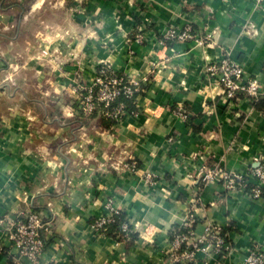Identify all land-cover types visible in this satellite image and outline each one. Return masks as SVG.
<instances>
[{"label": "crops", "instance_id": "1", "mask_svg": "<svg viewBox=\"0 0 264 264\" xmlns=\"http://www.w3.org/2000/svg\"><path fill=\"white\" fill-rule=\"evenodd\" d=\"M17 1L25 7L0 0V215L36 209L51 222L38 264H172L171 233L191 213L198 235L216 223L230 241L222 255L198 251L195 264L264 251V197L200 179L204 166L264 165V110L248 96L228 101L206 75L229 52L264 99V0ZM188 22L211 41L160 42ZM103 63L150 82L135 112L85 124L73 86L91 85ZM109 198L137 233L130 245L92 226ZM1 231L0 264H31Z\"/></svg>", "mask_w": 264, "mask_h": 264}, {"label": "built area", "instance_id": "2", "mask_svg": "<svg viewBox=\"0 0 264 264\" xmlns=\"http://www.w3.org/2000/svg\"><path fill=\"white\" fill-rule=\"evenodd\" d=\"M257 2L261 3L262 0H257ZM136 37L142 41L144 36L139 33ZM212 37V33L204 34L195 29L192 22H188L183 26L167 27L160 42L195 41L205 44L211 41ZM206 75L221 86L228 101H235L240 94L244 93L255 102L260 98L263 90L262 82L249 77L243 63L233 58L229 52H226L219 61L207 64ZM148 82H150L149 77L138 78L121 74L110 64L103 63L91 85L86 86L77 82L73 86V90L78 97L82 115L89 116L97 104H102L104 116L119 122L126 113L135 111L129 109L124 102L113 106L117 97L120 94L132 97L136 92L139 95L144 90L143 84ZM175 113L184 119L188 117L182 108H176ZM124 166L134 170L136 161L126 162ZM148 176L150 177L151 174ZM200 179L203 184L220 181L228 192H245L253 198H263L264 165L253 168L249 172L228 171L218 164L213 167L204 166L200 171ZM250 181L254 185L251 191H248L247 184ZM106 209V213L97 217L92 223L98 233L105 229L107 224L114 221L116 214L123 212L122 207L113 198L107 200ZM196 220L195 214L191 213L183 223V226L189 229L178 232L174 236L170 251L172 264H195L196 253L200 250L222 255L230 249L229 245H225V236L221 232V225L209 223L205 227L204 234L198 235L194 228ZM50 227H52L51 222H45L42 212L36 209H30L22 216L18 214L0 215V231L5 230L9 234V239L13 241L18 255L28 258L31 264H38L46 246V236L43 230L47 231ZM122 230L124 238H128L130 233L134 232V229L130 227V221L122 225ZM242 264H264V251L260 248H253Z\"/></svg>", "mask_w": 264, "mask_h": 264}, {"label": "trees", "instance_id": "3", "mask_svg": "<svg viewBox=\"0 0 264 264\" xmlns=\"http://www.w3.org/2000/svg\"><path fill=\"white\" fill-rule=\"evenodd\" d=\"M16 5H19L20 7L24 8L25 5H22L20 4L17 0H4V7H9V6H16ZM172 41H167V44H171ZM146 87V84H143V88ZM143 92V90L141 91ZM138 96V93L136 92L132 97H128L127 95H124V94H120L116 101L112 104L113 106L116 105L117 103H120V102H124L125 104H127V107L129 109H132V110H135L137 108L136 106V98ZM246 96L244 93L243 94H240L239 97H244ZM255 104L257 107L261 108L264 110V99H261L259 98L258 100L255 101ZM179 108V107H177ZM182 108V110H184L187 114H188V111L185 107H180ZM96 116L98 117H101L102 118V122L106 125V126H111L115 123H117L116 120L114 119H110V118H106L103 114V105L102 104H97L96 108L94 109V111L88 116V120H85V124L87 121H89V119H93L95 118ZM253 182H249L247 184V190L248 191H251V188L253 187ZM264 197V190H263V195ZM96 219H94L95 221ZM93 221V222H94ZM125 222H129V219L127 217V214L126 212L123 210L122 213H118L115 215L114 217V221L110 222L109 224L106 225L105 229H102L100 231L101 235L103 236H111V237H114V238H117V239H121L122 236H124V232L122 230V225L125 223ZM130 227H132V225L130 224ZM133 228V227H132ZM194 228H195V224H194ZM189 228L187 227H184L183 225H177L174 227V231H172L171 233V238L172 240L174 239V236L178 233V232H184V231H187ZM226 229L224 227H222L221 229V232L224 234L225 236V245H229L230 241L229 239L227 238L226 236ZM137 237V233L135 232H131L130 235H129V240H128V245H130Z\"/></svg>", "mask_w": 264, "mask_h": 264}]
</instances>
